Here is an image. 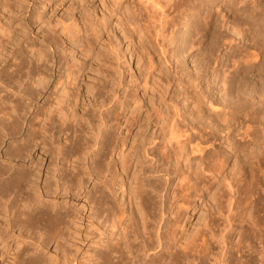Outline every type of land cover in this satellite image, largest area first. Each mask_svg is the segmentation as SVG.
Returning <instances> with one entry per match:
<instances>
[{
  "label": "bare ground",
  "instance_id": "6f19581e",
  "mask_svg": "<svg viewBox=\"0 0 264 264\" xmlns=\"http://www.w3.org/2000/svg\"><path fill=\"white\" fill-rule=\"evenodd\" d=\"M52 1L0 0L9 13L6 21L0 19V145L3 138L19 134L24 123L28 126L20 140L0 150V242L7 243L17 228L40 239L35 240L41 248L50 241L56 243L64 239L71 225H76L83 216L81 211L92 206L88 217H95L101 235L100 247L91 260L98 261L96 264H264V0H226L228 29L225 39L221 37L226 52L222 69H214L216 74L212 77L226 98L227 110L220 116L213 108L216 106L208 102L214 118L209 117V110L204 115L210 123L182 121L174 100L166 106L171 109L167 111H172L170 114L154 103L140 118V97L132 95L127 99L124 69L127 60L121 39L116 34L114 39L110 32L115 41L104 37L106 41L99 43V34L106 23L101 21L104 17L98 20L89 16L85 4L91 0H80L83 7L77 12L81 13L82 24L73 13L68 16L70 23L62 19L60 24L51 25L40 9ZM194 1L143 0V12L139 7V20L147 27L143 25L147 29L145 34L158 43L155 44L160 46V55L170 67L166 43H172L174 35L168 28L180 8L195 7ZM199 9L206 10L203 20L208 24L209 10L205 6ZM171 13L176 16L170 17ZM40 23L48 29L43 30L44 24ZM34 27L42 33L40 42L32 39L28 43L24 34ZM186 40L179 44L180 52L200 47L208 51L206 60H210L211 43L203 50L200 39ZM22 44L33 53V62L23 57ZM47 47L56 55L50 56ZM144 48L152 77L155 61L147 45L142 51ZM77 51L85 53L89 66L82 59L75 57L77 61L74 58L72 62L68 58ZM173 63L177 68V62ZM87 68L95 73V83L83 94ZM256 68L262 74L258 75V82L252 83L247 73ZM174 76L179 79L177 70ZM153 77L166 89L169 87L171 78L167 74ZM207 77L209 80L211 76ZM23 79L29 80V86ZM194 80L197 79L192 78L191 82ZM5 89L18 94L16 99L8 91L2 95ZM179 93L173 90L172 94L179 97ZM202 103H198L200 109L204 108ZM129 107L131 112L126 116ZM152 128L155 131L150 132ZM219 130L226 131L224 136L230 143L233 140L232 148L239 155L246 147L254 146L257 150L245 154L251 156L250 177L249 169L238 161L240 156L225 152L226 147L221 151L215 144ZM231 154L240 165L227 172ZM66 164L70 167L65 168ZM90 181H94V189L85 192ZM126 181L131 182L129 188ZM116 189L126 194L128 202L120 204L114 198ZM196 199L205 200L204 205L208 201V219L199 232L189 238L181 237L184 241L180 243L179 233L173 228L174 224L177 226L176 212L183 210L186 206L183 203L191 204ZM69 200L74 201L71 208ZM76 200L84 202L79 206ZM169 215L173 217L171 221L167 219ZM103 228L109 229L110 233L106 232L109 239ZM41 250L25 262L16 253L11 264H47ZM63 252L66 253L64 249ZM76 262L73 259L71 264L84 263Z\"/></svg>",
  "mask_w": 264,
  "mask_h": 264
},
{
  "label": "rangeland",
  "instance_id": "374dc122",
  "mask_svg": "<svg viewBox=\"0 0 264 264\" xmlns=\"http://www.w3.org/2000/svg\"><path fill=\"white\" fill-rule=\"evenodd\" d=\"M91 1L92 2H90V3L86 2V4H85L86 8L87 9L89 8L88 10L85 9L89 12L88 13L89 16L92 19L95 18L98 20L99 19L101 20L104 17L103 20H101V21H102V23L103 22L106 23V26L102 25V26H104L102 28L104 30L102 31V29H101V32L99 34V36H100L99 37L100 38L99 43H102L106 37H107L106 40L110 38V40L112 41V40L116 39V35H117V38L119 40L121 39L120 40L121 47L123 48V51L125 50L124 51L125 52V60H127L126 61L127 64H125V67H124L125 79L128 83L127 93L129 96L127 97V99H130V97H132V95L140 97V98H138L141 100L140 103L142 106L140 114H138V116L140 118L144 116L145 109L148 107H152L151 105H155L154 103H156V104L159 103L157 105H159L160 107L162 106L164 109V111L163 110L162 111L164 113L166 112L165 114H168L169 112H167V111H169L171 109L169 108V110H167L166 106H168V104L171 100H174V103L176 105H178L177 107L180 109L179 113L182 115L181 120L182 121L184 120L185 122L186 121L192 122V120L193 121L199 120L198 122H201V123H210L209 118L206 116V114L208 115V111L207 112L205 111V110L210 109V106H208L209 105L208 102L210 104L212 103V106H216L213 108L218 110V111L217 110H215V111L219 112L220 116H222L225 113L224 111L227 110V107L224 105L225 104L224 102H226L225 101L226 98L223 94H221L223 92L221 91V88H219L220 85L217 84L216 81H214L216 79H214L215 77H212V76H215L214 75V74H216L215 71H218L220 68L222 69L223 63H224V61H223L224 60V54L226 52L225 45H224V43H225L224 39H225V33L227 31L226 29H228V28H226V27H228L227 21L225 22V20L228 19L227 13L225 12L226 11L225 10L226 9V6H225L226 0H211L210 2L208 0H196L193 2V4H195L194 5L195 7H192V8L189 7L188 9L181 7L183 9L180 8V11L177 13L178 16H176V14L171 13L170 17L172 16V18H173V16H176V20L173 23L171 22L173 25H171L170 28H168V32L171 31V34L174 35L173 36L174 38L171 41L172 43L164 41L165 43L166 42L168 43V44L166 43V46L169 45V46H167V49H168L167 59L169 61L171 60L170 61V62H172L171 67H170L169 62L166 63V61H163L164 58H162L160 55V46L157 45L158 43L154 42V40L152 39L153 37L152 38L149 37L150 39H148V36L145 34V33H147V31H146L147 29L145 30V28H147L146 24H144V23L142 24L141 23L142 20L141 21L139 20V18H140L139 17V10H140L139 7H141V10L143 12V9H142L143 8V5H142L143 0H91ZM82 5H83V3H82ZM82 5L80 3V0H54L50 4L46 5V7L44 6V8H41L40 10H42V9L44 10L43 16H44L45 21H49L52 25L53 23L55 24L57 22L58 23L61 22L62 19H63V21L65 19L66 20L65 22L68 23L70 20V18L68 19V16L69 15L71 16V14H73V13L75 15L73 17L77 18V20L80 21V14L81 13H79L77 11L81 8ZM196 6L199 8H203V6H205L206 9L209 10V11H207L209 13V17L207 19L208 24L204 23V22H206V21H204L205 20L204 18L207 15L206 10L203 11L199 8H196ZM193 8H194V10H193ZM4 9H5V11H4ZM197 9H199V10L197 11ZM82 11H84V9ZM82 11H80V12H82ZM0 12H1L0 19L1 20L3 19L4 21H6V19L9 16V13H8L7 9L5 8V6L2 7L1 4H0ZM145 13H143V14L145 15ZM2 14H4V15H2ZM102 14H105V15L102 16ZM188 14L191 16H189ZM134 15H136V16L134 17ZM187 15H188V17H187ZM100 16H102V17L100 18ZM78 17H79V19H78ZM137 17H138V19H137ZM134 18L137 21L136 20L133 21ZM108 19L110 22L108 21ZM80 23L82 24V21H80ZM131 23H132V25H131ZM43 24L44 23H40V26ZM59 24L57 26L59 28V29L57 28V31H59V30L61 31V27H59L60 26ZM141 25L142 26L144 25L145 28H144V26L142 27ZM81 26H82V30H83L82 33H84L85 32V30L83 29L84 26L83 25H81ZM47 27L44 24L41 28L43 30H45ZM107 28H108V33H107ZM141 28H142V30H141ZM37 30H38V28L36 29L34 27L31 32L24 34V37L26 38V40H28L27 41L28 43L31 42L32 39L34 41L36 40L37 43L40 42L39 39H40V35L42 33L39 34L40 30L39 31H37ZM44 32H46V31H44ZM110 32L113 33L114 35L116 34L115 37L113 36V34L111 35ZM141 33H144V34H141ZM36 34H37V36H36ZM84 34H86V33H84ZM108 36H110V37H108ZM111 36H113L114 39H111ZM143 36H146V37H143ZM222 36L224 37V39L221 38ZM191 37L194 39L195 42H196L197 38H198V40L200 39L202 41V45H200V46H201V49H203V50L207 44L211 43L210 47H211L212 51L213 52L215 51V52L214 53L212 52V56H214V57H212V56L210 57V60H209L210 62L206 60V54L208 53V51L207 50L202 51V50H200V47H198L199 50H198V48H196V49L194 48L192 50L186 49L185 51H181V52L179 51V48H178L179 44L182 41H184V39L185 40L190 39ZM144 38H147V39L145 40ZM192 38H191V40H186V41L190 42L193 40ZM100 40L102 42H100ZM106 40H104V41H106ZM155 43H157V44H155ZM24 44H22V46L24 48V54H25V55H23V57L26 58L25 59L26 61L33 59L34 58L32 56L33 53H31V51L28 48L26 49V45L24 46ZM144 44H145V47L147 45L146 49L150 50V55L151 56L153 55L152 57L154 58V61H155V66L152 68V71H154L153 75L155 74V75H157V77H158V75H161V77H162L163 74H164V76H165V74H167V76L169 78H171L170 82H169V87L167 89H166L165 85L162 86L163 84L162 85L160 84L161 82L159 83L157 81L159 83L160 87H158V84L157 85L154 84L156 82L155 78L153 77V75L151 77V75L149 74V72L147 70L148 69L147 68L148 58L146 57L147 55H146L145 48L142 51ZM213 47H214V49H213ZM46 49L50 51V52L48 51L50 53V56H52L54 54L56 55V53L53 52V49H48V47ZM139 50H141V51H139ZM196 50L199 52H197ZM70 51H71V48H70ZM144 51H145V53H144ZM67 52H69V50ZM175 52H177V53H175ZM28 56H30V59ZM71 56H68V58L72 62H74V58L76 57V58H78L79 61L82 59L81 62H85L88 66L90 64L88 57H85V53L83 54V52L77 51V52H74L73 54L71 53ZM211 58H212V60H211ZM10 60H11V62H13V59H10ZM10 60H9V64H10ZM217 60L219 61V64H217V63L214 64V61H217ZM76 61H77V59H76ZM173 62H175V63L177 62V68ZM29 67H31V64H29ZM88 69L89 68L86 69L85 77H83L84 81H83V85L81 88L82 93L83 92L86 93L87 89H89L91 87V85L93 83H95V73L93 71L88 70ZM214 69H216V70L214 71ZM258 69L256 68L253 71L251 70L247 73L248 74L247 77H248L249 81H251L252 83L259 81L258 75L262 74V70H260V69L258 70ZM176 70L179 73V76H180L179 79H177L176 76H174V72ZM9 71H11V69ZM157 72H158V74H157ZM161 72H162V74H161ZM212 72H215V73H212ZM200 73L202 76L200 75ZM203 74H204V76H203ZM211 74H213V75H211ZM207 76H211L209 78V80H207L208 79ZM192 78L197 79V80H194L193 82H191ZM28 81L29 80H27V79H23L24 84L27 83V86H29ZM170 88H172V89H170ZM61 90H59L58 93H60ZM173 90H175V92H178V93L180 92L179 97L174 96L172 94ZM5 92H7L10 95L13 93L14 96L12 95V97L14 99H16L15 97L18 96V94L11 92L8 89L7 90L5 89V91H3L1 94L3 95ZM160 92H162V93H160ZM195 94L198 98L195 96ZM193 95L197 98L196 100H195V97ZM222 95L224 96V98L222 97ZM173 96L178 98L177 101ZM9 97H8L9 99L14 100V99H12L11 96H9ZM171 98H173V99H171ZM199 98H201V101L199 100ZM197 101H199V102H197ZM200 102L201 103L203 102L202 103L203 107H204L203 109H202V106L200 109V107H199L200 105H198V103L200 104ZM253 102H255V101H253ZM129 103H130V106L131 105H132V107L134 106V104L131 101H129ZM171 103H172V101H171ZM192 107L194 108V110ZM205 107H207V108H205ZM165 108H166V111H165ZM195 109H197V112ZM201 110H202V112H201ZM211 110H209V112H210L209 117L211 119H213L214 117L211 116V112L213 113V110L212 111ZM199 111H200V113H199ZM130 112H131L130 107L126 108L125 115L129 116ZM142 112H143V114H142ZM205 112H206V114L204 115ZM202 113H203V117H200V116H202L201 115ZM221 113H223V114H221ZM28 115H27V118L29 117ZM195 116H198V117L195 118ZM211 119H210V121H213ZM121 121H123V119ZM196 122H193V123H196ZM255 125H257V124H255ZM27 127L28 126H26V124L24 123L23 128L25 129V131L22 128V130L19 134H16L15 136H10L8 138L7 137L3 138L4 142L0 145L2 147V148L0 147V150L4 149L6 145L8 146V144L9 145L13 144V143L15 144L16 140H20L23 136V133L26 132ZM135 131H136V129L133 130V134L135 133ZM152 131H155V128L154 129L152 128L150 132H152ZM220 131L221 130H219L218 132H220ZM218 132H216L217 135L215 137V138H218V140H214L217 147L222 148V149H220L221 151H223V148L226 147L224 149L225 152L230 151V153H235V156H237V155L240 156V159L238 161H240V164L242 162L245 164L244 165L242 163L244 165L245 169H249V170H247V171H249L248 174L251 173V171H253V169L251 170L250 169L251 167L249 166L251 156H248L245 154H247V152L249 151L248 153L250 155V150L252 151V149H255V147L252 146V149H249L248 147H246L247 149L245 148L241 153L239 152L240 153V155H239L237 153L238 151H235V148H232L233 145H231V144H232L233 140H231V143H230V140L225 137V136H227L226 131L225 132L221 131L220 132L221 135L220 134L218 135ZM194 133H196V132H194ZM224 134H225V136H224ZM16 136H17V138H16ZM19 137H20V139H19ZM221 137H223V138L225 137V139H227V141L223 138L221 139ZM14 140H15V142H14ZM222 140H223V142H222ZM224 140H225V142H224ZM218 144L220 147L218 146ZM221 144H222V147H221ZM255 151H257V150L255 149ZM38 153H42V151L40 152V150H38ZM231 155L232 156L229 159L228 164H227V168H226L227 172H229L230 169L233 170L236 166L239 167V165H240L238 162L233 161L234 158L232 159V157H235L234 154H231ZM246 156L248 159L245 158ZM115 157L117 158V155ZM246 160L248 163L246 162ZM246 164H248V165H246ZM68 166L70 167L69 164L68 165L66 164L65 168ZM237 167L235 169H237ZM226 171H225V173H226ZM131 174H132V172L128 174L129 177L126 180H128V181L131 180V177H130ZM254 174L257 175V172H254ZM250 175L251 174H249V177H250ZM42 179L43 178H41L39 180L40 185L42 184ZM130 183L131 182L126 181L127 188L130 187ZM86 185L87 186L85 187L86 188L85 192H89L90 190H91L90 192H92L94 189V181L93 182L90 181ZM128 185H129V187H128ZM121 192H122V190L116 189V193H115L116 196L114 195L115 196L114 198H116L120 204L123 202H125V203L128 202L127 201L128 198H127L126 194L123 193L124 194L123 195V194H121ZM110 195H112V194H110ZM73 202H72V200H69L70 208H71V203H73ZM83 202H84V200L83 201L76 200L75 204H78L80 206V204ZM203 202L205 203V200L202 201L201 199L200 200L196 199V201L194 203H191V204H187V203L184 204L183 203V205H186V206H183V208H182L184 210V212L182 213L183 210L176 212L177 213L176 216L178 219V220H176L177 226H175V224H174L175 227L173 226V228H175L174 230H175L176 234L179 233L178 235L180 237L177 236V238H181V237L185 238V235H186V237L189 238V237H191L190 235L193 236L195 234L194 232H196V231L199 232V230L203 228L204 223L208 219L207 213L209 211L208 210V205H209L208 201L206 202L207 206H206V204L204 205ZM180 203L182 205V202H180ZM84 204H86V203H84ZM79 206H77V208H76L77 211L79 210ZM181 207H180V209H181ZM91 208H92V206L91 207L87 206V210L85 209V211H81V213H82L81 215H83V216H80V218L77 220L76 225H71L69 227V231L67 230V233H66V236L64 237V239L57 240L56 243H54L53 241H50L51 242V243L49 242L50 244L48 243L46 246H44L42 248L37 245L38 242L35 239H38V238H34L33 234L30 233L29 235H32V236H30L31 238L30 237L28 238L29 235L26 234V233H28V231L19 230V229L15 228L14 232H13L14 236L10 237L8 239L7 243H5V242L1 243L0 242V264H11L13 262L12 259L14 257V254H16V253H20L21 258L23 259V262H25V261H27V259L32 257L34 254H37L38 253L37 251H40L41 249H43V250H41L43 256L48 261V262L46 261L47 264L48 263L49 264H71V261L73 259H75L77 261L76 263H78L80 261L81 263L84 262L82 264H87L88 262H90L92 260L93 256H95V253H97L96 250H98V248L100 247L99 245L101 242V241H99V240H101L100 230L98 227L99 223L96 221L95 217H90V218L88 217L89 212H90V211L88 212V210H90ZM178 214H179V216H178ZM171 218H173V217H171V215L167 216L168 221H171ZM104 229L105 228H103V231L105 232L106 235H108L107 239H109L110 234H108V233H110V231L107 228L106 229L108 231L106 229L105 230ZM106 232H108V233H106ZM15 235H18L22 240H20V238H18V237H15ZM184 238L180 239V243L182 241H184ZM236 239H237V237H236ZM236 239L234 237L233 241H235ZM34 240L36 241V243L34 242ZM39 240L40 239H38V241ZM55 244H57V247H55L56 246ZM37 246L39 247L38 249L36 248ZM44 248H45V250H44ZM63 249H64V251H66V253L63 252ZM90 254H93V255H91L92 257H90ZM93 261L94 262L91 261V263H89V264H96L98 262L96 260H93Z\"/></svg>",
  "mask_w": 264,
  "mask_h": 264
}]
</instances>
